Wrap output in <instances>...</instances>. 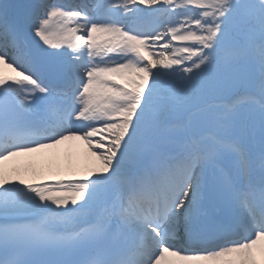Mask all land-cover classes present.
<instances>
[{
	"label": "snow or ice",
	"instance_id": "1",
	"mask_svg": "<svg viewBox=\"0 0 264 264\" xmlns=\"http://www.w3.org/2000/svg\"><path fill=\"white\" fill-rule=\"evenodd\" d=\"M0 264H264V0H0Z\"/></svg>",
	"mask_w": 264,
	"mask_h": 264
},
{
	"label": "bare ground",
	"instance_id": "2",
	"mask_svg": "<svg viewBox=\"0 0 264 264\" xmlns=\"http://www.w3.org/2000/svg\"><path fill=\"white\" fill-rule=\"evenodd\" d=\"M74 151H79L78 157L74 155ZM87 153V147L83 144V142L77 141L75 142V147L73 148L72 154H71V163L73 165L78 164L83 157ZM64 160H67V165L69 164V153L67 151V146H61L58 150H50L47 153L44 154H33L30 157H21L18 158L19 163L21 166L27 167L35 165L38 168H42L44 166H48L51 169H55L57 165L62 166ZM10 165L13 162H8ZM49 168V169H50ZM43 169V168H42ZM48 169V170H49ZM45 173L48 172V170L43 169ZM83 173L80 171H77V175H82ZM31 178V177H26Z\"/></svg>",
	"mask_w": 264,
	"mask_h": 264
},
{
	"label": "rangeland",
	"instance_id": "3",
	"mask_svg": "<svg viewBox=\"0 0 264 264\" xmlns=\"http://www.w3.org/2000/svg\"><path fill=\"white\" fill-rule=\"evenodd\" d=\"M78 152H79V151H74V155H75L76 157H78V155H76V154H78ZM67 163H68L67 160H64V162H63V164H62L61 167H67V166H68ZM42 168L48 170L50 167H48V166H44V167H42Z\"/></svg>",
	"mask_w": 264,
	"mask_h": 264
}]
</instances>
